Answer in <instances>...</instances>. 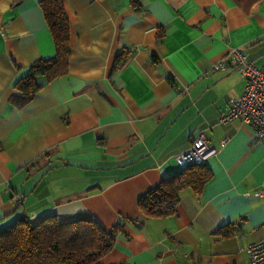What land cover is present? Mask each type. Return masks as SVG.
I'll return each instance as SVG.
<instances>
[{
  "label": "crops",
  "instance_id": "0c3cea01",
  "mask_svg": "<svg viewBox=\"0 0 264 264\" xmlns=\"http://www.w3.org/2000/svg\"><path fill=\"white\" fill-rule=\"evenodd\" d=\"M138 2L62 0L68 71L39 76L18 104L14 84L54 44L39 0H0V228L20 214L89 217L106 231L122 224L104 264H250L264 197L245 192L264 188V143L240 120L218 122L245 81L212 66L240 47L264 67V0ZM200 132L216 149L210 179L198 195L184 189L174 214L145 215L140 197L180 168Z\"/></svg>",
  "mask_w": 264,
  "mask_h": 264
},
{
  "label": "trees",
  "instance_id": "16d2710c",
  "mask_svg": "<svg viewBox=\"0 0 264 264\" xmlns=\"http://www.w3.org/2000/svg\"><path fill=\"white\" fill-rule=\"evenodd\" d=\"M138 3V0H130L132 7H137ZM39 5L55 54L34 60L27 74L16 81L12 98L18 104L30 100L41 88L39 76L51 81L68 71L70 24L62 0H39ZM128 54L129 50L124 49L115 55L113 72L122 68ZM155 60L152 55L151 61ZM211 175L205 163L181 166L142 195L138 206L149 217L174 214L181 192L190 189L200 194ZM121 231V223L106 231L89 217L60 222L55 215L45 214L31 222L20 214L12 223L0 228V264H104L103 258L112 250ZM230 235L231 229L220 231L221 237Z\"/></svg>",
  "mask_w": 264,
  "mask_h": 264
},
{
  "label": "built area",
  "instance_id": "2783aa9c",
  "mask_svg": "<svg viewBox=\"0 0 264 264\" xmlns=\"http://www.w3.org/2000/svg\"><path fill=\"white\" fill-rule=\"evenodd\" d=\"M228 65L235 67L245 81L241 95L229 99L227 109L218 116L219 123L240 120L252 129L254 135L264 143V67H257L253 60L247 58L246 52L240 47H232L226 55L213 64L216 70L225 69ZM222 139V143L225 142ZM216 149L211 147L203 132H200L192 144L176 156L179 166L189 163H205ZM246 195L264 197V188ZM250 264H264V239L250 242L245 247Z\"/></svg>",
  "mask_w": 264,
  "mask_h": 264
}]
</instances>
